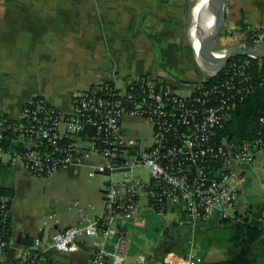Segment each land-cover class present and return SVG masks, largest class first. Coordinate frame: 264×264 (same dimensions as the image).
<instances>
[{
    "label": "built area",
    "instance_id": "2783aa9c",
    "mask_svg": "<svg viewBox=\"0 0 264 264\" xmlns=\"http://www.w3.org/2000/svg\"><path fill=\"white\" fill-rule=\"evenodd\" d=\"M243 38L250 48H258L264 43V26L236 32L235 45ZM228 49L220 47L214 53L223 58ZM250 68L248 61H229L221 81L193 84L188 95L178 93L163 78L140 76L104 82L76 93L71 113L42 96L29 97L16 119L0 113V154L8 155L14 166L47 179L88 162L102 173H124L122 182L110 181L105 186V212L89 218L86 208L76 202L81 223L55 232L48 249L68 253L78 248L80 238L89 237L97 246L88 264H126L130 240L121 232L120 224L144 227L147 220L142 202L158 216H163L170 204H178L186 224L209 222L214 217L221 222L240 221L247 183L243 168L264 155V136L260 131L257 138L241 143L226 138L217 143L216 139L239 104L255 88H264V72L254 80ZM127 121L147 124L150 138L127 133ZM260 122L264 123V116ZM7 133L14 135L15 143L24 141L22 150L4 149ZM138 168L149 169L148 178L128 176ZM10 220L8 198L0 195L2 250L9 243ZM261 222L264 224V219ZM36 245L41 247L38 238ZM137 260L145 264L147 256L139 254ZM39 262L38 255L32 254L14 264ZM164 263L203 262L191 251L184 256L169 253Z\"/></svg>",
    "mask_w": 264,
    "mask_h": 264
},
{
    "label": "crops",
    "instance_id": "0c3cea01",
    "mask_svg": "<svg viewBox=\"0 0 264 264\" xmlns=\"http://www.w3.org/2000/svg\"><path fill=\"white\" fill-rule=\"evenodd\" d=\"M190 18V0H0V113L18 118L24 102L32 96H42L71 113L76 93L104 82L140 76L163 78L176 90L181 84L171 79L167 70L184 48H191L196 65L203 69L191 46ZM251 26H264V0H225L224 27L217 45H235L233 35ZM238 46L250 48L245 38ZM258 48L264 52V43ZM193 84L188 85L190 93ZM129 122L125 124L127 133L147 139L132 132ZM259 158L264 161V155ZM8 159L0 154V186L11 194L10 238L7 248H0V264H14L32 254L38 255L39 264H88L97 246L92 238H80L78 248L68 253L48 248L55 232L81 223L76 202L86 208L89 218L105 212L108 182L102 190L96 183L106 173L95 170L93 184L88 179L92 174L85 170L91 167L90 162L59 171L52 178H61L69 185L44 203L33 195L30 183L45 177L14 166ZM243 171L246 174L245 168ZM52 178L47 179L48 184ZM262 202L264 198L259 204ZM241 205L240 215L249 217L255 207L243 210ZM142 207L147 220L144 227L120 224L130 240L126 264H139V254L147 256L145 264H165L169 253L184 256L191 251L202 262H209V255L217 252L207 241L198 246L196 236L202 233L208 239L211 228L231 226L217 217L186 224L178 204H170L155 223V213L145 202ZM166 215L172 217L169 222ZM37 238L41 247L36 245ZM220 244L224 258H229L233 248L226 240Z\"/></svg>",
    "mask_w": 264,
    "mask_h": 264
},
{
    "label": "trees",
    "instance_id": "16d2710c",
    "mask_svg": "<svg viewBox=\"0 0 264 264\" xmlns=\"http://www.w3.org/2000/svg\"><path fill=\"white\" fill-rule=\"evenodd\" d=\"M248 61L251 65L250 72L257 80L262 77L264 72V59H254L247 56L236 57L230 61ZM224 77L223 71L215 76H208L204 81L195 82L196 85H212L221 81ZM264 116V88H255L253 93L232 113L227 121L225 128L218 133L217 143H221L223 138L235 143H241L246 140L257 138L258 132L262 131L264 136V123L260 122V118ZM23 143L14 142V135L7 133L3 147L6 151L22 150ZM0 195L8 198L10 191L0 186ZM264 202L255 206L249 217H243L235 223L231 224L230 235L227 243L237 251L229 258L203 262L202 264H264ZM9 238H10V227Z\"/></svg>",
    "mask_w": 264,
    "mask_h": 264
},
{
    "label": "rangeland",
    "instance_id": "374dc122",
    "mask_svg": "<svg viewBox=\"0 0 264 264\" xmlns=\"http://www.w3.org/2000/svg\"><path fill=\"white\" fill-rule=\"evenodd\" d=\"M197 0H190V9L192 10L193 6ZM192 20V18H190ZM192 23V22H191ZM192 32L190 27V42L192 45ZM194 48V46H193ZM220 47L217 45L216 49H219ZM195 50V49H194ZM174 63L171 65V68L167 70V74L171 77V79H174L177 83L181 84L179 88L176 89V91L182 95H187L190 93V88L188 87L189 84H192L200 79H203V77L207 78L208 75L205 73V71L198 67L195 63L193 51L190 49L186 50L185 48L182 50L181 53L177 54L174 59ZM171 64V63H170ZM169 64V65H170ZM204 81V80H202ZM127 127L132 132H138L141 137L150 138L151 129L149 126L141 121H131L128 123ZM257 164L253 163L251 165L245 166L246 170V176L247 181L246 185L243 187V194L241 198L242 205L241 207L244 208L248 206H257L259 202L264 198V161L262 158H258ZM87 166V165H86ZM85 170H89V172L92 174V178L88 177V179L94 184V172H96L91 167L87 166L85 167ZM101 174V173H100ZM128 176H140L142 178H148L149 176V169L147 168H138L133 170V172H128ZM124 178L123 172H116L113 174H101V177L98 180L97 186L100 190L104 188L105 182H115L120 183L122 182ZM53 179V178H52ZM47 178L38 179V181H34L30 183V188L33 193V195L36 196L37 199H42L44 203L46 201L48 202L49 199H52L54 195H58L59 193H62L66 187L69 185V183L61 178H55L51 181L50 184L47 183ZM98 191V196L100 197V200L103 202V195ZM246 208V209H247ZM183 216V215H182ZM161 216H158L155 214V223H159L162 218ZM164 218L169 222L172 217L171 216H164ZM184 218V216H183ZM209 238L205 239L202 233H198L196 236L197 245L202 246L203 244H211L212 250H215L217 253L214 255H209V261H218L223 260L225 251L223 250V247L220 244V241H227L229 235H230V228L228 226H217L215 228H211L208 230ZM191 237V236H190Z\"/></svg>",
    "mask_w": 264,
    "mask_h": 264
},
{
    "label": "water",
    "instance_id": "95a60500",
    "mask_svg": "<svg viewBox=\"0 0 264 264\" xmlns=\"http://www.w3.org/2000/svg\"><path fill=\"white\" fill-rule=\"evenodd\" d=\"M224 6L225 0H208V9L213 16L210 31L205 36L202 49L199 51V61L208 76H215L221 72L224 66L236 57L247 56L254 59L263 60L264 52L259 48H246L237 45L229 47L223 58H218L214 51L217 48L218 39L220 38L224 27ZM121 230V228H120ZM112 250V246H108ZM237 253L236 250L230 249V254Z\"/></svg>",
    "mask_w": 264,
    "mask_h": 264
},
{
    "label": "bare ground",
    "instance_id": "6f19581e",
    "mask_svg": "<svg viewBox=\"0 0 264 264\" xmlns=\"http://www.w3.org/2000/svg\"><path fill=\"white\" fill-rule=\"evenodd\" d=\"M191 18L192 45L199 52L213 21V16L208 9V0H197L191 10Z\"/></svg>",
    "mask_w": 264,
    "mask_h": 264
}]
</instances>
